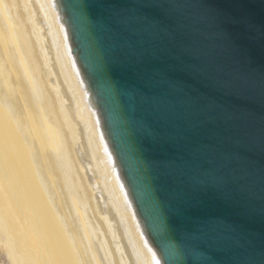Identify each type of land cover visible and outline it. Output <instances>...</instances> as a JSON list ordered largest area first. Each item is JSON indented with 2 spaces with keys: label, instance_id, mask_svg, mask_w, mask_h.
<instances>
[{
  "label": "water",
  "instance_id": "95a60500",
  "mask_svg": "<svg viewBox=\"0 0 264 264\" xmlns=\"http://www.w3.org/2000/svg\"><path fill=\"white\" fill-rule=\"evenodd\" d=\"M162 264H264V0H60Z\"/></svg>",
  "mask_w": 264,
  "mask_h": 264
},
{
  "label": "bare ground",
  "instance_id": "6f19581e",
  "mask_svg": "<svg viewBox=\"0 0 264 264\" xmlns=\"http://www.w3.org/2000/svg\"><path fill=\"white\" fill-rule=\"evenodd\" d=\"M0 232L14 264H162L60 0H0Z\"/></svg>",
  "mask_w": 264,
  "mask_h": 264
},
{
  "label": "rangeland",
  "instance_id": "374dc122",
  "mask_svg": "<svg viewBox=\"0 0 264 264\" xmlns=\"http://www.w3.org/2000/svg\"><path fill=\"white\" fill-rule=\"evenodd\" d=\"M0 239V264H14L13 259L9 253L10 251H7V246L5 245V237L1 232Z\"/></svg>",
  "mask_w": 264,
  "mask_h": 264
}]
</instances>
